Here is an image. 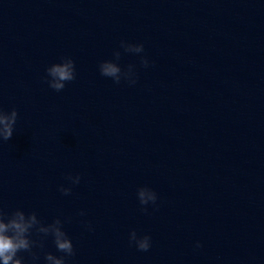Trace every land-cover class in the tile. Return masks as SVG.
<instances>
[{
	"label": "clouds",
	"instance_id": "obj_1",
	"mask_svg": "<svg viewBox=\"0 0 264 264\" xmlns=\"http://www.w3.org/2000/svg\"><path fill=\"white\" fill-rule=\"evenodd\" d=\"M120 47L125 52L140 54L144 52L143 44H132L121 41ZM114 59L104 60L99 64L100 74L104 77H110L119 84L122 79L130 85L136 83V74L134 65H128L126 70H122L118 61L121 58V52H113ZM141 64L148 67L149 60L142 56ZM46 82L48 86L59 92L66 86V82L73 81L76 78L75 62L71 57H62L60 63H53L46 69ZM18 118V112L15 108L11 111H5L0 108V141H8L12 138L15 125ZM67 179L71 184L80 183V175H68ZM59 191L63 195H69L71 187L61 185ZM137 197L142 206L149 203L155 205L157 193L149 187H140L137 190ZM147 211L146 208H142ZM80 215H84L83 212ZM90 228V225H89ZM33 233L41 236V239L51 236L57 251L63 253L62 256H56L51 252L44 253L45 264H66V259L75 255L73 243L67 233L63 230L62 221L59 218L54 219L51 223H43L35 212L25 213L22 209H15L7 212L0 207V264H25L21 252H27L33 260V264L39 260V256L33 251L39 247L43 249L41 241L32 239ZM129 242L134 243L138 250L148 251L151 246V237L144 235L138 237L137 232L132 230L129 234ZM197 242L196 247H200Z\"/></svg>",
	"mask_w": 264,
	"mask_h": 264
}]
</instances>
